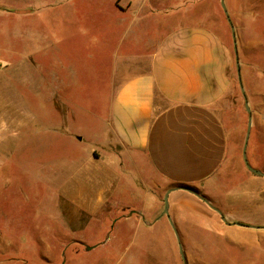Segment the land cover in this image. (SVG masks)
I'll list each match as a JSON object with an SVG mask.
<instances>
[{
  "label": "crops",
  "instance_id": "0c3cea01",
  "mask_svg": "<svg viewBox=\"0 0 264 264\" xmlns=\"http://www.w3.org/2000/svg\"><path fill=\"white\" fill-rule=\"evenodd\" d=\"M182 2L188 0H0V47L8 43L27 52L26 62H60L50 55L58 41L66 34H80L90 46L89 62H117L119 83L105 128L93 131L86 153L61 157L55 165L66 173L58 189L66 204L89 217L117 216L114 230L139 226L145 238L167 225L172 230L164 214L169 194L170 219L183 235L192 236L190 228H205L264 254V176L239 163L240 139L247 130L240 125L229 128L219 111L230 90L236 56L228 42L205 25H173V4L179 10ZM248 3L240 2L239 9L234 0L226 4L243 27L253 18ZM235 26L239 36L240 26ZM243 77L253 119L247 157L259 164L264 143L255 138L264 129V108L262 102H253L264 94V76L260 71L251 77L253 88ZM3 79L7 94L20 80L21 91L10 98L28 96L24 72L17 77L12 71L0 82ZM248 88L255 89L254 95ZM59 115L63 118L68 111ZM23 128L28 122L16 105L0 121V147L6 157L12 155L10 139ZM66 137L85 140L77 134ZM17 145L23 151L22 142ZM255 169L264 170L260 165ZM247 205L255 214L245 210ZM225 254L245 256L231 249Z\"/></svg>",
  "mask_w": 264,
  "mask_h": 264
},
{
  "label": "rangeland",
  "instance_id": "374dc122",
  "mask_svg": "<svg viewBox=\"0 0 264 264\" xmlns=\"http://www.w3.org/2000/svg\"><path fill=\"white\" fill-rule=\"evenodd\" d=\"M234 1L239 9L240 2L246 0ZM248 4L253 18L245 20L244 27L240 19L229 15L234 26L235 23L240 26L239 36L237 29L236 34L243 85L245 76L253 88L256 84L252 85L251 77L260 71L264 76V0H249ZM177 6L173 4V25H205L220 34L234 52L221 0H188L186 5L182 2L181 10ZM63 38L50 54L60 62H26L27 52L13 50L8 43L0 47V80L12 71L17 77L24 72L28 78V96L22 100L9 97L21 91L19 79L7 90L8 94L4 79L0 82V121L5 114L14 112L17 105L23 108V118L28 122L27 129L10 139L11 156L6 157L4 147H0V264H184L180 244L187 264H264V254H254L256 248L236 244L230 235L195 227L190 228L192 236L183 235L177 228L179 243L175 230L167 225L144 238L139 226L127 224L114 230L117 216L111 220L104 213L89 217L59 197V185L66 173L55 165L61 157H78L90 150V135L105 128L111 97L119 83L117 62H89L90 46L80 34H66ZM230 79V90L219 111L229 128L240 125L246 132L248 113L236 66ZM248 89L249 95H254L255 89ZM245 91L248 97L246 88ZM53 95L57 97L50 98ZM258 102L264 108V94L253 103ZM65 109L69 116L61 118L59 112L65 113ZM71 134L85 140L77 142L66 137ZM59 135L66 139L59 141ZM0 138L3 140L0 143L4 142V135ZM244 139L245 136L240 139L241 147ZM255 139L264 143V129L258 131ZM20 142L23 151L16 148ZM248 160L254 169L257 165L264 169V155L259 164L250 154ZM239 163L245 166L241 149ZM238 204V209L243 210ZM245 210L255 214L252 206L247 205ZM107 239L106 245L88 251L87 247H95ZM261 243L264 248V242ZM230 249L244 251L245 256L226 255Z\"/></svg>",
  "mask_w": 264,
  "mask_h": 264
},
{
  "label": "water",
  "instance_id": "95a60500",
  "mask_svg": "<svg viewBox=\"0 0 264 264\" xmlns=\"http://www.w3.org/2000/svg\"><path fill=\"white\" fill-rule=\"evenodd\" d=\"M221 7L225 13V16L227 18V21L230 25V28H231V32H232V38H233V44H234V52H235V56H236V68H237V75H238V82H239V86H240V90H241V93L243 95V98H244V103H245V109L248 113V124H247V133H246V136H245V140H244V145H243V150H242V153H243V160H244V163H245V166L247 167V169L252 172L253 174H256V175H262L264 176V172H261L259 170H256L254 169L250 163H249V160H248V157H247V147H248V142H249V139H250V133H251V129H252V111H251V108H250V105H249V101H248V97L246 95V91H245V88H244V85H243V80H242V75H241V65H240V60H239V52H238V44H237V34H236V28L231 20V17L229 15V12H228V9H227V6H226V3H225V0H221ZM187 191L189 192H192L190 189H186ZM168 196L169 194H167L164 198V203H165V208H164V214L169 218L171 224H172V228L175 230V233H176V236L178 238V241L180 243V237H179V233H178V230L177 228L174 226V224L172 223L171 219H170V216H169V200H168ZM205 202L210 206V208H212L215 212H217L222 220L224 222H226V219L225 217L223 216V214L220 212V210H218L217 208H215L214 206H212L209 202H207L205 200ZM236 225L238 226H241V227H244L246 226L245 224L243 223H235ZM180 247V253H181V256H182V260L184 262V264H187V259H186V256L184 254V251H183V248H182V245L180 244L179 245ZM94 247H87L88 251H91Z\"/></svg>",
  "mask_w": 264,
  "mask_h": 264
}]
</instances>
